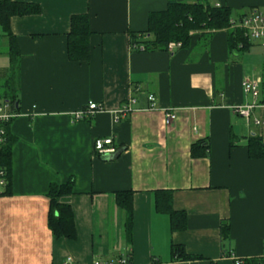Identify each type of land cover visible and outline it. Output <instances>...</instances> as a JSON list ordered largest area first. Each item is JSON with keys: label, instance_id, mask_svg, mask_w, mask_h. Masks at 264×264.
I'll return each instance as SVG.
<instances>
[{"label": "crops", "instance_id": "obj_1", "mask_svg": "<svg viewBox=\"0 0 264 264\" xmlns=\"http://www.w3.org/2000/svg\"><path fill=\"white\" fill-rule=\"evenodd\" d=\"M24 1L40 12L9 21L20 53L19 114L9 124L15 137L9 193L0 195V264H115L126 254L130 264H234L232 256L260 257L264 158H250L246 142L249 136L264 141V126L253 123L264 108L251 109L246 120L235 107L262 102L264 62L246 70L236 53L246 50L229 49L226 29L192 31L184 48L133 49L130 33L145 31L149 13L164 10L167 0ZM208 2L230 8L234 21L264 9V0ZM77 14L88 16L87 61L66 54ZM7 68L8 57L0 70ZM257 78L252 96L243 82ZM131 96L132 111L114 122L112 111ZM89 101L103 111L73 120L71 113ZM166 109L175 114L169 124ZM104 137L115 151L97 154L93 140ZM197 141L202 148L208 143L207 155H191ZM68 178L73 193L58 201L72 210L76 238L55 239L46 225L47 188ZM121 190L132 191L128 242L115 201ZM157 190L169 191L172 208L186 214L184 230L171 232L167 214L156 211ZM172 244L203 258L171 259Z\"/></svg>", "mask_w": 264, "mask_h": 264}, {"label": "trees", "instance_id": "obj_2", "mask_svg": "<svg viewBox=\"0 0 264 264\" xmlns=\"http://www.w3.org/2000/svg\"><path fill=\"white\" fill-rule=\"evenodd\" d=\"M40 12V7L24 0H0V34L6 37V54L8 68L0 70V100H8L18 112V86H19V48L15 36L12 34L9 21L13 16L33 15ZM232 10L225 6L210 4L208 0H194L193 2H178L167 0V7L161 11L150 12L147 17L145 31L131 32L130 45L135 50L167 51L170 42L179 43V48L187 47L192 31L203 34L215 30H227V44L230 50H247L250 41L240 29H231ZM88 16L86 14L73 15L70 19V29L66 34V54L71 61H87L89 57ZM142 47V49H140ZM264 90V77H263ZM264 92V91H263ZM263 101V100H262ZM13 120V119H12ZM11 120V121H12ZM5 126L4 141L0 144V168L5 172L6 183L0 195L8 194L10 188L11 148L15 137ZM202 141L191 144L192 156H205L208 143L201 147ZM234 142L230 141V147ZM246 147L250 158H264V141L258 136H249ZM200 148V149H198ZM73 178L62 183H51L47 188L48 208L46 212V225L53 238L74 240L76 231L71 208L58 201L62 195L73 193ZM115 201L123 210V236L128 242L131 239L132 229V191L121 190L115 192ZM154 206L156 211L167 214L170 231H182L186 228L187 218L183 211H176L171 206V194L166 190H157L154 193ZM220 234L223 240L229 238V225L222 222ZM171 259L193 260L203 258L185 252L182 245L170 246ZM130 261L129 255H125ZM242 264H262L260 257L240 259Z\"/></svg>", "mask_w": 264, "mask_h": 264}, {"label": "built area", "instance_id": "obj_3", "mask_svg": "<svg viewBox=\"0 0 264 264\" xmlns=\"http://www.w3.org/2000/svg\"><path fill=\"white\" fill-rule=\"evenodd\" d=\"M231 28L240 29L243 32V35L248 39V41H258L262 46H264V9H252L249 13L243 15L238 20H231ZM179 43L170 42L167 45V50H173V48L179 47ZM142 49V47H140ZM260 82V78L255 80H245L243 82V89L245 92H249L252 96H257L258 94V84ZM136 89V88H135ZM138 90V89H136ZM264 94V93H263ZM147 99L149 101V108L154 107V96L152 94L147 95ZM136 102L134 97L128 98L127 101L118 105L113 111V120L116 122L120 117L124 116L126 113L132 111V106ZM264 108V98L260 103L253 102L249 105H241L236 106L235 111L245 117L246 120L249 119L250 110L253 108ZM103 111V106L98 103L89 101L87 104L71 113V117L73 120H79L82 118H89L93 116L95 113ZM164 112V122L165 124H169L174 118L175 114L173 110H163ZM18 112L15 111L13 105L8 100H0V144L4 141L5 136V126L10 123L12 119L18 116ZM253 123L257 126H264V116L260 118H255ZM93 149L97 154H110L115 151L112 140L110 137L104 138H95L93 140ZM6 183L5 180V172L3 168H0V192L3 190L4 185ZM234 264H242V260L233 257ZM262 260V264H264V250L260 256ZM68 258L66 262H69ZM94 264H100L95 262ZM103 264H114L111 262H106ZM115 264H130L127 260L126 256H121L118 258Z\"/></svg>", "mask_w": 264, "mask_h": 264}, {"label": "rangeland", "instance_id": "obj_4", "mask_svg": "<svg viewBox=\"0 0 264 264\" xmlns=\"http://www.w3.org/2000/svg\"><path fill=\"white\" fill-rule=\"evenodd\" d=\"M256 43L255 41H250V46L246 51H237L238 58L244 63L247 67L246 70L251 68V65H262L264 62V46L261 45H253ZM6 44L4 42V38L1 37L0 34V66L7 65V57H6Z\"/></svg>", "mask_w": 264, "mask_h": 264}]
</instances>
